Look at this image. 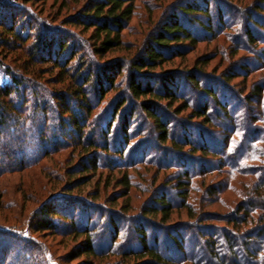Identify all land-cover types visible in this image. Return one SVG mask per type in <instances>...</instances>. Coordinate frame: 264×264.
Wrapping results in <instances>:
<instances>
[{"label": "rangeland", "instance_id": "rangeland-1", "mask_svg": "<svg viewBox=\"0 0 264 264\" xmlns=\"http://www.w3.org/2000/svg\"><path fill=\"white\" fill-rule=\"evenodd\" d=\"M87 1L0 0V14L20 22L17 29L23 30L25 37L31 34V40L47 24L59 31H75L80 38L88 39L92 30L83 33L81 28L64 21L66 16L80 11ZM194 1L203 6L209 5L212 16L200 17L203 22L212 24L213 34L196 24L192 28L197 42H185L184 56L172 59L162 68L150 70L148 74L150 77L158 73L179 75L180 90L196 105L203 103L204 96L192 84L182 80V73L192 70L202 83L218 88L222 100L230 103L229 118L221 117L222 121L216 120L220 112H216L208 123L202 118L192 119L190 109L177 114L181 102L171 107L166 102L162 105L170 111L171 117L177 115L170 124L177 127L178 137H183L181 127L186 125L191 128L189 134L197 141L198 132L204 131V142L216 148L220 155L206 157L198 152L191 156L193 152L189 148H184L182 153L170 151L167 148L169 144L157 141V126L138 106V116L132 121L133 129H136L132 141L126 147L123 158L118 159L121 166L114 170L115 165L112 168L102 165L98 171L85 175V179H90L87 185L71 183L72 178L77 177L70 176L71 168L81 160L80 151L73 147L51 151L27 169H14L4 174L0 178V252L13 247L8 264L13 260L14 264H19L18 257L26 259L27 264H86L90 261L94 264H122L125 259L123 251L137 247L132 228L134 221L141 223L139 216L152 204L155 194L169 193L179 203L181 199L178 196L182 193L178 184L180 179L189 185L186 187L189 191L187 203L195 208V218L188 217L185 209L180 213L175 211L169 222H163L161 216L151 217L156 225L146 223L147 231L152 233L151 236L154 233L160 237V247L166 254L176 257V264H222L217 256H209L203 238L198 237L197 224L202 223V214L215 211L225 215L234 213L241 202L264 201V3H261L262 0H135L134 14L124 32L126 46H132L133 50L116 52L113 57L126 58L124 55L144 51L151 34L157 32L174 12L178 13L180 8ZM251 32L257 41L251 40ZM20 53V49L7 50L0 46V83L10 81L5 71L7 67L22 71L26 56ZM207 60L209 63L205 64ZM242 66H246L245 71H242ZM52 74L57 73L44 71L38 78L28 76L33 78L34 84L55 90L60 86L49 82ZM127 74L125 71L120 78L118 88L121 90L126 88ZM257 85L263 89L260 95L254 94ZM118 96L117 89L109 93L95 112L93 122L108 119L107 104ZM248 96L253 102L247 103ZM27 145L30 147V143ZM29 150L25 152L26 158L32 157ZM111 158L116 159L115 155ZM205 166L210 172L202 170L201 167ZM124 174L128 176L129 185L120 184ZM209 187H224V190L210 198ZM46 201L75 215L79 224L91 221L89 227L97 231L93 236L100 246L99 257L83 255L77 258L74 255L73 251L83 237L75 239L58 230L49 232L36 228V216ZM259 213L254 211V218ZM208 217L210 220L203 222L213 225L208 234L222 236L228 232L238 242H242V229L248 230L258 224L256 219L243 228L239 226L238 235L235 228L219 217ZM110 218L115 219L123 229L114 244L111 233L104 227V221ZM60 223L62 226L66 224L62 220ZM170 223L172 227L165 229ZM176 230L186 237L184 254L175 251L168 240V231ZM257 233V230L252 232L258 238ZM232 261L228 264H259V260L246 263L242 254Z\"/></svg>", "mask_w": 264, "mask_h": 264}, {"label": "trees", "instance_id": "trees-1", "mask_svg": "<svg viewBox=\"0 0 264 264\" xmlns=\"http://www.w3.org/2000/svg\"><path fill=\"white\" fill-rule=\"evenodd\" d=\"M134 1L88 0L80 11L66 16L65 24L79 27L83 33L92 30L88 39L80 38L75 31H59L47 24L46 28L31 40V34L25 37L23 30L17 29L20 22L0 14V46L7 50L20 49V54L26 56L22 71L7 67L5 71L10 81L0 83V178L14 169H27L29 165L39 162L42 155L48 156L51 151L70 147L80 151L81 159L80 163L71 168L70 176H77L72 178L71 183L77 186L87 185L90 179H85V175L98 171L105 164L108 168L115 165L116 170L121 166L118 159L123 158L135 133L132 121L138 116V106L157 126V141L169 144L170 147L167 148L170 151L182 153L184 148H189L193 152L191 156L198 152L206 157L220 155L216 148L204 142V131L198 132V142L189 134L191 128L186 125L181 127V130H184L183 137H178L177 127L170 124L176 120L177 115L171 117L170 111L162 105V102H166L171 107L181 102L177 114L190 109L192 119L202 118L208 123H211L216 112H220V117H216V120L222 121L221 117L229 118L227 114L230 111V103L222 100L218 88L202 83L192 70L187 71V74L182 73V80L192 84L204 96L203 103L196 105L180 90L179 75L178 78L176 74L158 73L152 75V78L148 74L151 73L150 70L162 68L172 59L184 56L185 42H197L192 28L196 24L213 34L212 24L203 22L200 17L212 16L209 5L203 6L195 1L186 4L178 13L174 12L157 32L151 34L144 51L124 55L126 58L113 57L116 52L133 50L132 46H126L124 32L134 14ZM261 3H264V0ZM257 8L261 6L257 5ZM250 37L252 41H257L252 32ZM176 45L179 47L173 48ZM130 56L134 57L128 60ZM207 63L208 60L205 61V64ZM245 67H241L242 71H245ZM44 71L56 72L57 74H52L48 80L60 87L50 90L32 82L33 78L40 77ZM125 71L128 73L126 88L121 90L118 87ZM116 89L119 96L113 99L111 104H107L108 119L105 122L103 119L93 122L101 103ZM254 91V94L260 95L263 89L257 85ZM248 102H253L250 96ZM27 143H30V147ZM27 149L32 153L31 158H26ZM111 155H115L116 159L111 158ZM201 168L210 172L208 166ZM120 182L124 185L130 184L126 174L121 177ZM178 184L179 190H182L178 196L181 199L179 203L169 193L155 194L152 204L139 216L141 223L134 221L135 226L132 228L135 230L137 247L123 251L125 259L122 264L178 262L174 255L166 254L160 247V237L154 233L151 236L152 233L148 232V227L145 226L146 223L156 225L152 218L158 216H161L163 222H169L175 211L180 213L182 209L186 210L188 217L195 218V208L187 203L188 184L186 185L184 179H180ZM223 190L224 187H209L207 191L212 198ZM64 211L51 201H46L36 216V228L49 232L58 230L60 233L72 235L75 239L83 237V241L73 251L74 255H77V258L83 255L99 257L100 246L95 235L93 236L97 231H92L89 227L91 221L79 224L75 215ZM254 211L260 212L256 218ZM202 216V223L197 224V234L203 238L209 256H217L220 263L228 264L233 263L232 260L242 254L246 263L259 260V264H264V201H251L250 204L241 202L234 213L219 215L215 211H205ZM208 216L219 217L235 228L238 235L241 230L239 226L242 225L243 228L256 219L258 224L248 230L242 229V242H238L237 238L228 232L222 233V236L208 234V230L213 226L203 223L210 220ZM60 220L66 223L65 226H62ZM172 225H166L165 229L169 230ZM120 226L113 218L104 221V227L111 233L113 244L123 230ZM254 230H257L258 238L252 234ZM168 232V240L174 245L175 251L184 254L186 237L180 235L178 230ZM12 248L11 246L0 252V264H8ZM17 259L19 264H27L26 259ZM11 264H14V260ZM86 264H94V261Z\"/></svg>", "mask_w": 264, "mask_h": 264}]
</instances>
